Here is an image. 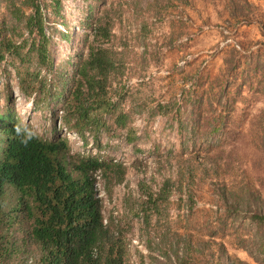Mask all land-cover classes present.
I'll list each match as a JSON object with an SVG mask.
<instances>
[{"label":"trees","instance_id":"16d2710c","mask_svg":"<svg viewBox=\"0 0 264 264\" xmlns=\"http://www.w3.org/2000/svg\"><path fill=\"white\" fill-rule=\"evenodd\" d=\"M65 1L0 0V264H129L130 221L104 216L96 183L101 179L111 196L114 186L124 182L126 166L103 150L102 136H122L128 143L135 142L134 114L144 110L145 100L137 104L138 110L125 105L128 89L123 79L130 70L128 59L132 54L126 38L114 33L119 13L106 7L105 0H94L105 3L98 14L87 9L79 20L85 30L81 48L63 62L55 61L53 35H68L55 27L68 26ZM177 1L188 6L191 0H152L150 5L159 7L154 11L158 15L160 8L174 6ZM221 1L236 22L254 21V6L248 0ZM144 32L140 30L138 37L145 38L148 30ZM226 54L221 75L229 78L228 85L239 64H246L254 73L257 70L258 54L242 55L234 49ZM12 74L20 93L33 107L50 114L49 136L46 130L38 133L22 120L10 84ZM193 93L194 85L187 100L197 108L201 100L194 99ZM174 103L175 98L145 109L152 116L177 120ZM262 119L264 110L256 115L259 128L252 136L264 146ZM227 120L226 116L215 119L216 124L203 136L207 144L208 135L219 132L218 140L227 137ZM186 125L193 140L200 135V116ZM179 126L182 132L183 124ZM67 133L75 134L87 149L72 153ZM209 155L203 159L209 164L207 170L219 175L217 158ZM183 174L180 171L175 179H163L156 191L150 184L139 182V196L132 198L128 192L124 198L123 217L140 216L144 228L156 230L158 242L150 237L146 241L151 259L157 250L166 264H170V258L174 264L209 260L248 264L232 257L223 243L210 241L215 230L206 234L208 239L170 231L163 214ZM259 186L247 177L216 189L225 213L231 217L244 210L257 232L264 230V197ZM165 223L166 229L158 231V226ZM239 244L255 260H264L259 257L264 255V234L250 246ZM140 264H145L142 255Z\"/></svg>","mask_w":264,"mask_h":264},{"label":"rangeland","instance_id":"374dc122","mask_svg":"<svg viewBox=\"0 0 264 264\" xmlns=\"http://www.w3.org/2000/svg\"><path fill=\"white\" fill-rule=\"evenodd\" d=\"M248 1L254 6L251 23L232 19L221 0H191L188 6L177 1L174 6L160 8L158 15H154V11L159 7H152V0H105L106 7L119 13L113 30L117 36L126 38L132 54L128 59L130 70L123 79L128 89L125 105L138 110L137 104L144 100L148 108L175 98L173 111L178 115L177 120H171L158 114L152 116L144 108L134 114L133 124L138 136L135 142L128 143L122 136L111 139L102 136L103 150L122 161L127 169L124 182L114 186L111 196L105 192L101 179H97L96 185L103 199L104 216L130 221L127 232L129 264H140L141 255L145 264H166V260L157 250L151 259L146 249L148 237L158 242L156 230L144 228L140 216L123 217L126 194L129 192L132 198H137L139 182L150 184L156 191L163 179H175L180 171L184 174L163 214L170 231L190 232L195 238L208 239L206 234L215 230V237L210 241L223 243L232 257L248 264H264V260H255L239 244L252 245L264 230L257 232L244 210L229 217L216 192L224 183L248 177L260 185L264 197V146L252 136L259 128L255 124L256 115L264 110V0ZM101 2L65 1L68 26L55 24V27L68 35L61 38L55 33L52 41L57 63L81 48L85 30L79 26V20L87 9L98 14L105 4ZM144 29L148 30L145 38L138 37L139 31L144 32ZM230 49L242 55L256 53L259 56L255 73L241 63L228 85L229 78L221 74L224 57ZM183 59L186 62L180 64ZM10 79L22 120L30 123L38 133L46 130L49 136L50 114L36 110L20 93L13 74ZM192 85L195 90L192 96L201 100L197 108L187 100ZM225 88L226 92L220 93ZM1 102H4L3 97ZM195 116H200V135L193 140L186 131L189 127L186 124ZM219 116L228 119L224 126L227 137L218 140L219 132L208 135L207 144L203 136L210 132ZM180 123L183 124L182 132ZM68 139L72 153L87 149L76 135L71 133ZM208 154L217 158L219 175L207 170L209 164L203 159ZM155 221L153 217L152 223ZM167 225L160 224L158 231L165 230ZM259 257L263 259L264 255ZM174 261L170 258L169 263L174 264ZM201 264L216 262L209 260Z\"/></svg>","mask_w":264,"mask_h":264},{"label":"built area","instance_id":"2783aa9c","mask_svg":"<svg viewBox=\"0 0 264 264\" xmlns=\"http://www.w3.org/2000/svg\"><path fill=\"white\" fill-rule=\"evenodd\" d=\"M235 46L238 48V45L237 44H235ZM188 58V57H187ZM186 62V59H183L181 62H180V64H184Z\"/></svg>","mask_w":264,"mask_h":264},{"label":"clouds","instance_id":"9594fccd","mask_svg":"<svg viewBox=\"0 0 264 264\" xmlns=\"http://www.w3.org/2000/svg\"><path fill=\"white\" fill-rule=\"evenodd\" d=\"M69 134H71V133H67V136H68ZM73 135H75V134H73ZM76 137H77V136H76Z\"/></svg>","mask_w":264,"mask_h":264}]
</instances>
